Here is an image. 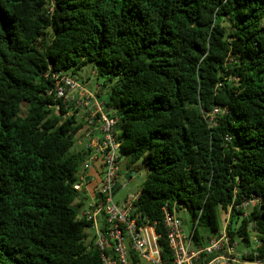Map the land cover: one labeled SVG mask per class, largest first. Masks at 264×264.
Here are the masks:
<instances>
[{
	"label": "trees",
	"instance_id": "trees-1",
	"mask_svg": "<svg viewBox=\"0 0 264 264\" xmlns=\"http://www.w3.org/2000/svg\"><path fill=\"white\" fill-rule=\"evenodd\" d=\"M90 64L125 168L148 170L136 213L156 223L164 259L165 205L200 239L252 199L228 230L245 247L255 231L264 258V0H0V264H103L74 187L88 115L78 122L45 76Z\"/></svg>",
	"mask_w": 264,
	"mask_h": 264
},
{
	"label": "built area",
	"instance_id": "built-area-1",
	"mask_svg": "<svg viewBox=\"0 0 264 264\" xmlns=\"http://www.w3.org/2000/svg\"><path fill=\"white\" fill-rule=\"evenodd\" d=\"M45 76L54 82V90L50 93L54 92L66 107L73 105L71 112L78 95L89 94L85 87L64 71L50 68ZM94 105L89 113L86 110L88 122L84 136L87 154L74 187L87 196L78 217L89 223L88 229L92 231L90 247L100 252L103 264H140L141 259H146L150 264H264V258L258 257L256 249L253 259L245 258L248 252L241 255L238 243L231 242L228 230L232 212L240 210L244 216L249 215V209L259 204L257 199L232 204L225 213V222L220 231L200 239L195 238L177 209L171 210L165 205L163 226L171 259H164L159 244L161 234L156 230V223L142 219L136 213L140 192L116 199L124 187L119 180L122 159L121 142L115 130L118 117L106 108L104 101L96 99ZM216 112L218 109L214 110ZM226 139L231 140V137L226 135ZM93 165L97 167V175L89 174ZM127 174L132 177L136 173L129 170ZM91 183H95L94 194L88 188ZM198 220L195 219V225ZM254 242L257 244V238Z\"/></svg>",
	"mask_w": 264,
	"mask_h": 264
},
{
	"label": "rangeland",
	"instance_id": "rangeland-1",
	"mask_svg": "<svg viewBox=\"0 0 264 264\" xmlns=\"http://www.w3.org/2000/svg\"><path fill=\"white\" fill-rule=\"evenodd\" d=\"M96 70H97V66L95 64H90L78 70L76 73L74 74L72 73L74 79L78 81L83 87H85L86 90L89 92V94L82 93V95H78V99H76V104H75L76 106L73 108V110H76V112L85 109V110H88V113H89L90 108L94 109V106H95L94 104H95L96 99L99 101H102L104 98L107 97L105 92L101 91V88H99L100 85L98 84V81L96 79L97 78ZM106 88L107 90L105 89V91H108V87ZM91 96H94L95 98H92ZM26 110H27V103L24 102L22 104L21 115H25ZM76 116H78L77 119L79 122V120H81L80 119L81 113L78 114L77 112ZM86 129L87 127L85 125V127L82 128L76 135L75 144L72 147V151H81L83 149L84 132H86ZM119 135H121V133L118 131V136ZM129 170H132L133 172L136 173L134 176L131 177V179L127 178L126 176ZM147 172L148 170L142 159L139 160L137 163H135L130 169L125 168V163L123 160L122 167H121V176L119 180H120V185H123L124 187L120 190L116 199L124 198L127 195H132V194L140 192L142 188V184L146 178ZM125 184L127 185L125 186ZM252 210H253V207L249 209L250 212ZM183 216L185 220L187 218L188 220L191 218V216L188 214H185V215L183 214ZM238 221L241 222V219H239ZM186 227H187V224H186ZM87 232L90 235L88 239V241H90L92 239V231L88 229ZM256 238H257L256 232L251 230L249 246L245 247V245H243L242 243H239V241L237 242L239 245V252L241 253V255H243L246 252L254 251L256 249V244L254 242ZM140 264H150V262H148L146 259H141Z\"/></svg>",
	"mask_w": 264,
	"mask_h": 264
},
{
	"label": "crops",
	"instance_id": "crops-1",
	"mask_svg": "<svg viewBox=\"0 0 264 264\" xmlns=\"http://www.w3.org/2000/svg\"><path fill=\"white\" fill-rule=\"evenodd\" d=\"M80 114V113H79ZM85 143H86V138L84 136V147L82 150H85ZM97 167L95 165L92 166L91 170L89 171V174L91 175H94L95 171H97L96 169ZM97 175V173H95ZM95 185V183H91V184H88V188H92L93 186ZM247 253V252H246Z\"/></svg>",
	"mask_w": 264,
	"mask_h": 264
},
{
	"label": "water",
	"instance_id": "water-1",
	"mask_svg": "<svg viewBox=\"0 0 264 264\" xmlns=\"http://www.w3.org/2000/svg\"><path fill=\"white\" fill-rule=\"evenodd\" d=\"M126 176H127V178H129L131 175L127 174ZM250 217H251V216H250Z\"/></svg>",
	"mask_w": 264,
	"mask_h": 264
}]
</instances>
